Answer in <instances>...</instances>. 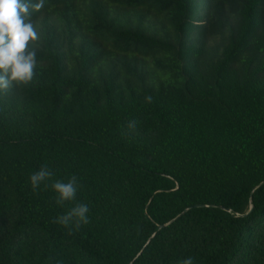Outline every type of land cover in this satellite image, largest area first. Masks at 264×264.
Returning a JSON list of instances; mask_svg holds the SVG:
<instances>
[{
  "label": "trees",
  "instance_id": "1",
  "mask_svg": "<svg viewBox=\"0 0 264 264\" xmlns=\"http://www.w3.org/2000/svg\"><path fill=\"white\" fill-rule=\"evenodd\" d=\"M31 19L36 74L0 91V264H264V0H45ZM76 203L88 224L54 223Z\"/></svg>",
  "mask_w": 264,
  "mask_h": 264
},
{
  "label": "clouds",
  "instance_id": "2",
  "mask_svg": "<svg viewBox=\"0 0 264 264\" xmlns=\"http://www.w3.org/2000/svg\"><path fill=\"white\" fill-rule=\"evenodd\" d=\"M45 0H0V91H6L13 84L28 85L36 74L37 52L35 44L40 36L31 17L34 12L44 8ZM149 101L151 97L147 98ZM135 122H129L133 128ZM52 171L46 166L29 177L31 188L35 191L41 184L50 180ZM55 203L63 206L74 201L79 189L78 178L70 177L66 182L55 180L51 184ZM89 206L76 203L65 214L58 216L54 223L62 227H71L73 231L89 223ZM178 264H193L192 257Z\"/></svg>",
  "mask_w": 264,
  "mask_h": 264
},
{
  "label": "water",
  "instance_id": "3",
  "mask_svg": "<svg viewBox=\"0 0 264 264\" xmlns=\"http://www.w3.org/2000/svg\"><path fill=\"white\" fill-rule=\"evenodd\" d=\"M250 211H251V207L248 209V211H247V213H246V214H248Z\"/></svg>",
  "mask_w": 264,
  "mask_h": 264
}]
</instances>
